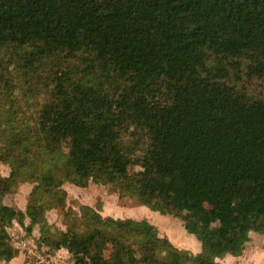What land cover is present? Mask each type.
<instances>
[{
  "label": "trees",
  "instance_id": "obj_1",
  "mask_svg": "<svg viewBox=\"0 0 264 264\" xmlns=\"http://www.w3.org/2000/svg\"><path fill=\"white\" fill-rule=\"evenodd\" d=\"M66 184L180 218L202 249L102 205L67 211ZM15 222L73 264L243 256L264 235V0H0V264L20 254Z\"/></svg>",
  "mask_w": 264,
  "mask_h": 264
},
{
  "label": "rangeland",
  "instance_id": "obj_2",
  "mask_svg": "<svg viewBox=\"0 0 264 264\" xmlns=\"http://www.w3.org/2000/svg\"><path fill=\"white\" fill-rule=\"evenodd\" d=\"M12 92L17 94L20 99H28L29 92L24 88L21 83H16L12 87ZM32 94L36 93L35 89H31ZM120 159L115 161L118 165ZM130 169L133 173L149 174V162H137L130 159ZM1 173L5 176L10 173V164L1 165ZM66 189L69 193L68 208L67 211H74L80 213V207L83 205H89L97 208L99 205L103 206L104 216H113L116 218H132L135 220L147 221L157 227L162 236L168 237L177 247L185 250H189L195 254L201 251L202 246L198 239L189 234L185 229L184 222L180 218L162 216L161 214L151 211L148 207L140 205L136 199L120 200L117 194L109 196L104 187L91 185L90 188H78L71 184H66ZM32 185L23 184L20 187L19 193L15 198V205L20 210H26L27 205L35 201L31 195ZM61 212L56 210L48 211V222L51 225H55L58 228L65 229V225L59 221ZM231 217V216H230ZM230 223L233 225L234 221L230 219ZM28 222L24 226L19 223L9 229L13 238L14 245L19 249L20 258L19 264H26L23 261V255L25 253L22 249V242L24 240H30V246L37 245L41 250L46 251L51 257H55V264H73L68 252L56 251L51 253L52 249L44 246L40 242L39 229L35 228L29 233ZM61 251V252H60ZM58 252H60L58 254ZM27 255V253H26ZM25 260V259H24ZM224 264H264V235L253 234L251 241L247 245V249L243 256L232 257L229 256L223 262Z\"/></svg>",
  "mask_w": 264,
  "mask_h": 264
},
{
  "label": "built area",
  "instance_id": "obj_3",
  "mask_svg": "<svg viewBox=\"0 0 264 264\" xmlns=\"http://www.w3.org/2000/svg\"><path fill=\"white\" fill-rule=\"evenodd\" d=\"M30 240H24L21 244L25 253L26 264H55V257H51L46 251L41 250L37 245L30 246Z\"/></svg>",
  "mask_w": 264,
  "mask_h": 264
},
{
  "label": "crops",
  "instance_id": "obj_4",
  "mask_svg": "<svg viewBox=\"0 0 264 264\" xmlns=\"http://www.w3.org/2000/svg\"><path fill=\"white\" fill-rule=\"evenodd\" d=\"M64 250H66V249H64ZM64 250H61V251H64ZM61 251H60V252H61ZM66 251H67V250H66ZM60 252H58V254H59ZM198 253H199V252H198ZM229 256H230V255H229ZM229 256H227L226 258H228ZM232 257H233V256H232ZM19 258H20V255H19L17 258L13 259L12 262H11V264H19V262H18V261H19ZM226 258H225V259H226ZM236 258H238V257H236ZM22 259H23V261H25V260H24V259H25V258H24V255H23V258H22ZM225 259H224V260H225ZM224 260H222V262H224Z\"/></svg>",
  "mask_w": 264,
  "mask_h": 264
}]
</instances>
